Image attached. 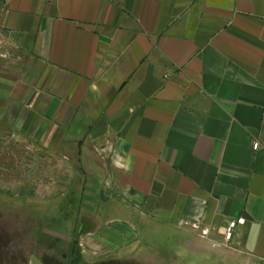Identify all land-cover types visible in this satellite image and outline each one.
Segmentation results:
<instances>
[{"label":"crops","instance_id":"obj_1","mask_svg":"<svg viewBox=\"0 0 264 264\" xmlns=\"http://www.w3.org/2000/svg\"><path fill=\"white\" fill-rule=\"evenodd\" d=\"M0 120L114 191L117 258L264 264V0H0Z\"/></svg>","mask_w":264,"mask_h":264},{"label":"rangeland","instance_id":"obj_2","mask_svg":"<svg viewBox=\"0 0 264 264\" xmlns=\"http://www.w3.org/2000/svg\"><path fill=\"white\" fill-rule=\"evenodd\" d=\"M57 158L0 120V264H165L150 253L112 255L116 223L104 236L95 233L94 221L117 195L87 180L83 156L64 163ZM102 244L108 255L100 253Z\"/></svg>","mask_w":264,"mask_h":264},{"label":"built area","instance_id":"obj_3","mask_svg":"<svg viewBox=\"0 0 264 264\" xmlns=\"http://www.w3.org/2000/svg\"><path fill=\"white\" fill-rule=\"evenodd\" d=\"M252 148H253V150H258L260 148V144L258 142H255V143H253ZM244 222H245V220L243 218H239L235 221H230L228 223L226 230H225V233H224V239L226 242L230 241L236 227L238 225L244 224ZM197 229H199L200 235L202 237H208L209 230H207L206 228H201V227H197Z\"/></svg>","mask_w":264,"mask_h":264}]
</instances>
